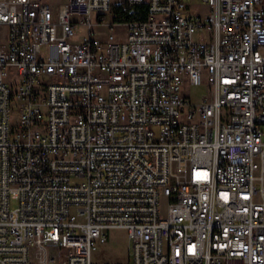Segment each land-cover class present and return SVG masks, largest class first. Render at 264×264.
Here are the masks:
<instances>
[{
    "label": "built area",
    "instance_id": "2783aa9c",
    "mask_svg": "<svg viewBox=\"0 0 264 264\" xmlns=\"http://www.w3.org/2000/svg\"><path fill=\"white\" fill-rule=\"evenodd\" d=\"M56 1L0 0V264L113 228L125 264H264V0Z\"/></svg>",
    "mask_w": 264,
    "mask_h": 264
},
{
    "label": "rangeland",
    "instance_id": "374dc122",
    "mask_svg": "<svg viewBox=\"0 0 264 264\" xmlns=\"http://www.w3.org/2000/svg\"><path fill=\"white\" fill-rule=\"evenodd\" d=\"M52 3L56 0H48ZM192 3L191 11L195 13H205L208 8L199 0H190ZM114 17V11L109 13L105 18V25L96 26L98 35L104 42H118L123 40L126 35V27L119 25L114 29L106 28ZM85 34V27H78L76 30L75 40H78ZM193 101H199L201 96L206 94V86L204 84L192 85L187 90ZM14 203H12V206ZM128 261V237L126 230L122 228H113L108 232L107 242L99 245L91 254L92 264H125Z\"/></svg>",
    "mask_w": 264,
    "mask_h": 264
},
{
    "label": "trees",
    "instance_id": "16d2710c",
    "mask_svg": "<svg viewBox=\"0 0 264 264\" xmlns=\"http://www.w3.org/2000/svg\"><path fill=\"white\" fill-rule=\"evenodd\" d=\"M114 17L113 20L116 21H125L136 16H140L141 18H146L147 16V8L146 6H126V5H116L113 9Z\"/></svg>",
    "mask_w": 264,
    "mask_h": 264
},
{
    "label": "crops",
    "instance_id": "0c3cea01",
    "mask_svg": "<svg viewBox=\"0 0 264 264\" xmlns=\"http://www.w3.org/2000/svg\"><path fill=\"white\" fill-rule=\"evenodd\" d=\"M99 37H100V36H99ZM100 38H101V37H100ZM101 39H102V38H101ZM124 39H125V38H124ZM124 39H123V40H124ZM102 40H103V39H102ZM120 41H121V40H120Z\"/></svg>",
    "mask_w": 264,
    "mask_h": 264
}]
</instances>
